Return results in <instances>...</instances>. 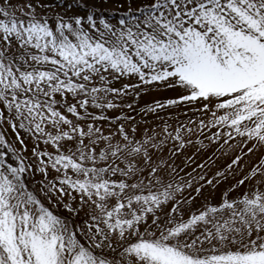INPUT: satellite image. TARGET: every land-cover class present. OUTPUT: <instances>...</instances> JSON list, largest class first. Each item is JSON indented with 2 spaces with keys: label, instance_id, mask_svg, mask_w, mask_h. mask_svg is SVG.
Segmentation results:
<instances>
[{
  "label": "snow or ice",
  "instance_id": "1",
  "mask_svg": "<svg viewBox=\"0 0 264 264\" xmlns=\"http://www.w3.org/2000/svg\"><path fill=\"white\" fill-rule=\"evenodd\" d=\"M0 264H264V0H0Z\"/></svg>",
  "mask_w": 264,
  "mask_h": 264
},
{
  "label": "rangeland",
  "instance_id": "2",
  "mask_svg": "<svg viewBox=\"0 0 264 264\" xmlns=\"http://www.w3.org/2000/svg\"><path fill=\"white\" fill-rule=\"evenodd\" d=\"M98 1H103V0H96V3H97V5H98V7H100V5H99V2ZM108 2H110V0H107ZM102 4V3H101ZM101 8V7H100Z\"/></svg>",
  "mask_w": 264,
  "mask_h": 264
}]
</instances>
